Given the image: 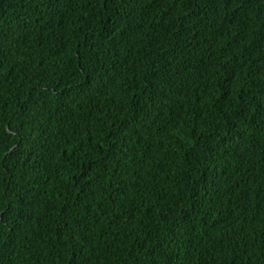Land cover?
Segmentation results:
<instances>
[{"label": "trees", "instance_id": "obj_1", "mask_svg": "<svg viewBox=\"0 0 264 264\" xmlns=\"http://www.w3.org/2000/svg\"><path fill=\"white\" fill-rule=\"evenodd\" d=\"M0 264H264V0H0Z\"/></svg>", "mask_w": 264, "mask_h": 264}, {"label": "snow or ice", "instance_id": "obj_2", "mask_svg": "<svg viewBox=\"0 0 264 264\" xmlns=\"http://www.w3.org/2000/svg\"><path fill=\"white\" fill-rule=\"evenodd\" d=\"M223 3L226 7H231L232 0H223Z\"/></svg>", "mask_w": 264, "mask_h": 264}]
</instances>
